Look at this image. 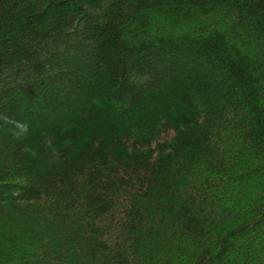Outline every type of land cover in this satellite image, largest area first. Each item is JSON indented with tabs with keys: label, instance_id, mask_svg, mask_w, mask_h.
Instances as JSON below:
<instances>
[{
	"label": "trees",
	"instance_id": "obj_1",
	"mask_svg": "<svg viewBox=\"0 0 264 264\" xmlns=\"http://www.w3.org/2000/svg\"><path fill=\"white\" fill-rule=\"evenodd\" d=\"M0 264H264V0H0Z\"/></svg>",
	"mask_w": 264,
	"mask_h": 264
}]
</instances>
